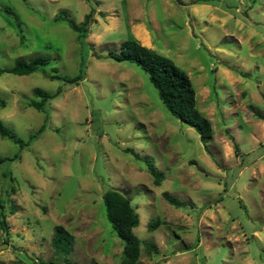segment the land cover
Wrapping results in <instances>:
<instances>
[{
	"label": "rangeland",
	"instance_id": "rangeland-1",
	"mask_svg": "<svg viewBox=\"0 0 264 264\" xmlns=\"http://www.w3.org/2000/svg\"><path fill=\"white\" fill-rule=\"evenodd\" d=\"M89 14L83 44L55 20ZM131 37L189 75L213 124L207 147L140 67L107 57ZM39 56L51 60L46 74L0 77V120L24 141L45 124L34 91L56 95L30 146L0 137V157L19 155L0 165V264H65L52 247L58 226L74 237L71 264H121L102 199L111 189L158 251L143 245L140 264H264V0H0V67ZM82 67L80 85L49 78ZM127 149L164 173L161 185Z\"/></svg>",
	"mask_w": 264,
	"mask_h": 264
},
{
	"label": "trees",
	"instance_id": "trees-1",
	"mask_svg": "<svg viewBox=\"0 0 264 264\" xmlns=\"http://www.w3.org/2000/svg\"><path fill=\"white\" fill-rule=\"evenodd\" d=\"M6 12L11 14L9 11ZM55 20L57 22H66L78 34L79 42L81 44L84 43V39L89 32L91 14L87 15L84 22L80 25L65 15H59ZM16 25L21 38L24 39L22 27L18 20H16ZM107 57L117 62L126 61L140 67L149 76L151 83L157 89L159 98L167 110L183 124L193 128L199 134L204 145L208 146L207 144L214 136L213 124L199 111L196 89L185 71L179 68L168 57L143 46L132 37L121 44L119 51L110 50ZM50 63V58L45 56H39L30 61L18 60L12 67H0V77L4 74L16 76H30L37 72L46 74V68ZM85 76V68L82 67L79 74L74 78L63 77L56 70L49 75V78L71 85H80L85 80ZM34 96L36 100H33L30 106L44 113L46 118L45 124L29 141L16 137L0 120V137L13 141L20 147L21 151L30 146L34 139L45 131L50 120L49 105L56 97V95L40 89L34 91ZM5 106L6 103L0 96V107L5 108ZM236 149L238 150L237 147ZM126 152L131 154L136 161L144 163L147 172L153 177L155 185H161L165 175L155 167L149 158L142 157L133 149H127ZM17 159H19L18 154L13 158L0 157V165ZM164 197L171 205L178 207L177 202L169 193H165ZM102 199L106 217L111 228L123 244L121 264H140L143 245L150 253L158 252L153 243L143 242L135 234L134 230L140 225V217L128 197L117 190L111 189L103 194ZM3 209L4 207L0 204V225L2 230L8 234V225ZM73 245L74 237L70 232L63 226L56 227L52 238V247L58 256L64 258L65 264H71L69 257L73 252ZM50 264H54V262Z\"/></svg>",
	"mask_w": 264,
	"mask_h": 264
}]
</instances>
